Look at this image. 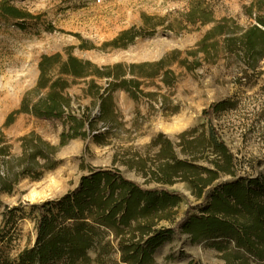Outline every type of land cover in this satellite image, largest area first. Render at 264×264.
Here are the masks:
<instances>
[{
    "label": "rangeland",
    "instance_id": "rangeland-1",
    "mask_svg": "<svg viewBox=\"0 0 264 264\" xmlns=\"http://www.w3.org/2000/svg\"><path fill=\"white\" fill-rule=\"evenodd\" d=\"M6 1L30 16L23 22V29L16 21L0 17V128L19 107L24 93L34 87L38 62L44 54L71 48L73 56L97 67L116 63L127 67L165 59L159 67L144 68L156 75L141 79V93L137 92L136 99L123 90L112 93L122 127L109 145L70 140L58 147L59 164L54 170L36 181L23 179L12 193L0 194V212L5 206L19 207L20 217L12 230L7 229L11 224L1 225V235L10 231V238L1 244L5 254L14 258L18 250L33 245L35 214L30 207L74 190L90 168L116 169L142 188L154 187L144 185L142 172L130 165L138 156L151 157L157 148L148 149L147 145L159 134L175 143L177 135L186 130L197 128L199 133L202 125L212 126L234 155L236 178L264 177V57L251 68L225 46L227 38L239 35L256 23L255 17L264 15V0ZM130 28L132 40L118 46L104 45ZM212 30L214 37L202 43ZM79 87L74 85L68 92L80 96ZM79 101L88 103L87 99ZM218 102L229 105L208 121L202 112ZM61 129L59 121L20 114L2 130L10 140L12 153L17 154L18 138L33 132L58 146ZM232 179L224 176L218 183ZM166 189L184 198L156 229H175L186 214L201 215L202 200L191 195L187 184L176 183ZM175 230L155 249L152 264H264L231 241L191 242L189 235ZM216 244L225 250H217ZM89 255L94 259L93 252ZM89 264L126 263L113 244L108 260Z\"/></svg>",
    "mask_w": 264,
    "mask_h": 264
},
{
    "label": "trees",
    "instance_id": "trees-1",
    "mask_svg": "<svg viewBox=\"0 0 264 264\" xmlns=\"http://www.w3.org/2000/svg\"><path fill=\"white\" fill-rule=\"evenodd\" d=\"M28 16L6 0H0L2 19L14 20L23 29ZM255 20V24L239 35L225 40L228 50L241 56L251 68L264 57V15ZM132 31V28L124 30L104 45L118 46L126 39L132 40ZM212 37L213 30L202 43ZM164 59L127 67L122 63L97 67L73 56L71 48L42 55L34 87L24 93L19 107L7 116L0 128V194L12 193L23 179L36 181L45 172L54 170L59 164L58 147L70 140L109 145L114 133L122 127L112 93L123 90L136 99L141 93V79L156 75L144 68L159 67ZM127 74L132 77L126 78ZM74 85L81 86L80 96L68 92ZM81 99H87L88 103L82 104ZM227 105V102L212 103L202 116L210 121L214 113L225 110ZM20 114L59 121L62 129L58 146L31 132L17 139L19 152L12 153L10 140L2 129ZM201 128L199 133L197 128L180 133L175 143L159 134L147 145L148 149L157 148L151 157L138 156L133 161L130 167L142 172L144 185L154 184V187L142 188L116 169L94 167L81 176L74 190L32 205L34 243L18 250L14 258L1 247L10 238V231L1 235V225L11 224L7 229L12 230L20 219L19 207L5 206L0 212V264L101 263L108 260L113 244L121 253L122 262L152 264L153 252L175 229L189 235L191 242L231 241L236 248L263 261L264 177L236 178L234 155L221 135L212 126ZM224 176L233 179L218 183ZM176 183L187 184L191 195L197 201L202 200L201 215L186 214L175 229H156L159 222L169 219V211L184 198L166 189ZM215 247L225 250L219 244ZM89 252H93L94 259Z\"/></svg>",
    "mask_w": 264,
    "mask_h": 264
}]
</instances>
